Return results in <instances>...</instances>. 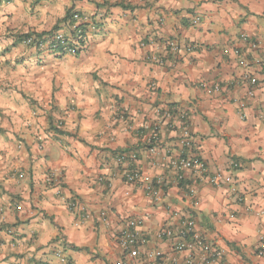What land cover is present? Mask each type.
I'll return each instance as SVG.
<instances>
[{"label": "crops", "instance_id": "obj_1", "mask_svg": "<svg viewBox=\"0 0 264 264\" xmlns=\"http://www.w3.org/2000/svg\"><path fill=\"white\" fill-rule=\"evenodd\" d=\"M68 9L90 18L80 51L21 43ZM244 35L264 51V0H0V264L173 257L158 230L185 219L223 250L218 264H264V64L240 68L232 51H246ZM122 152L136 154L140 184L123 180ZM180 156L201 159L220 186L192 171L178 183L168 163ZM156 178L165 190L152 204L143 184ZM131 219L149 237L138 259L117 243Z\"/></svg>", "mask_w": 264, "mask_h": 264}, {"label": "built area", "instance_id": "obj_2", "mask_svg": "<svg viewBox=\"0 0 264 264\" xmlns=\"http://www.w3.org/2000/svg\"><path fill=\"white\" fill-rule=\"evenodd\" d=\"M195 23L198 19L194 20ZM78 23V24H77ZM80 24H90V18L81 14L75 13L73 15V25L69 28V31H74ZM241 42L245 45L246 51L240 49H234L232 51L233 56L236 58L238 65L242 70L247 71L250 67L261 69L264 64V51L262 50L258 42L252 41L245 35L240 37ZM21 43L26 47H34L36 49H48L50 51H65L70 54H75L82 48L79 41L69 35L63 34L61 31H56L44 36L30 35L21 40ZM169 50L172 53L178 51V46L175 42L170 41L167 43ZM193 46H187V52L192 51ZM156 62V58H153ZM246 85L249 88L248 97H253V89L256 87L254 79L250 78L247 74L245 76ZM200 87L206 94L211 95L219 91L217 85L207 86L206 83L201 82ZM179 118L182 122L181 131L185 138H188V128L185 124V115L179 114ZM169 121V120H168ZM152 138V143L157 144L158 138L155 136ZM150 152L155 151V147L152 146L149 149ZM136 154L120 153L116 156V162L118 164L124 163L127 160L131 162L129 166H126L121 172L123 180L128 184H140L141 176L139 171L135 168L134 162L136 161ZM169 167L176 172V181L179 183L182 180L181 173L184 171H192L199 178L205 179L210 186L218 187L221 183V178L216 175H209L205 163L196 157H183L180 156L177 159L169 161ZM232 166L236 167L237 164L232 163ZM19 179L23 176L20 174ZM57 175L49 178L50 182L56 181ZM52 180V181H51ZM99 181L104 182L108 186V182L104 178H99ZM165 187V181L162 178H156L151 182H145L143 184V190L148 200L152 204L160 202L163 188ZM193 190L190 191V195ZM70 208H76L75 204H70ZM102 217L105 214H101ZM177 214H174L176 216ZM142 221L131 219L128 220L121 228L117 235V243L122 253L128 259H138L141 255L140 248L148 244V236L143 233L140 228ZM158 236L160 239L169 243L173 257L165 256L162 251L158 249H151L146 251L140 260V264H178L179 258L177 255L183 254L182 264H218L224 256L223 250L213 247L208 241L195 230V224L190 219L181 220L179 228L172 229L166 227L158 230ZM262 255V253H260ZM55 256L58 259H62V253L59 250L55 251ZM122 264V263H120Z\"/></svg>", "mask_w": 264, "mask_h": 264}, {"label": "trees", "instance_id": "obj_3", "mask_svg": "<svg viewBox=\"0 0 264 264\" xmlns=\"http://www.w3.org/2000/svg\"><path fill=\"white\" fill-rule=\"evenodd\" d=\"M75 13L76 12H73L72 9H68L66 11L64 17L57 22V24L49 32V34L55 33L56 31H59L60 30V27H59L60 24L63 25V26H66L68 28V30H69V28L73 25V15ZM85 27H86V24H80L79 26L76 27V29L74 31H70L72 37L75 38L76 40H78L79 44H81L82 46H83V38H84ZM23 37H25V36H23ZM18 39L21 40L22 37H19ZM147 146L150 147V148L153 146L152 138H149ZM122 153H125V152H122ZM118 154H120V153H118ZM115 156H117L116 153H113V157H115ZM179 183L181 184V181ZM164 190H165V187L163 188V191Z\"/></svg>", "mask_w": 264, "mask_h": 264}]
</instances>
